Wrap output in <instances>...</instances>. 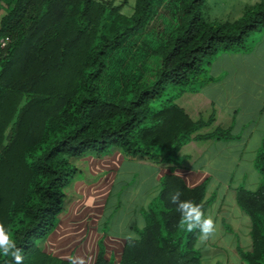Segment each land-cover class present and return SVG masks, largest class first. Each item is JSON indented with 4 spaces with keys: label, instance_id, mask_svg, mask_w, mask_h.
<instances>
[{
    "label": "trees",
    "instance_id": "16d2710c",
    "mask_svg": "<svg viewBox=\"0 0 264 264\" xmlns=\"http://www.w3.org/2000/svg\"><path fill=\"white\" fill-rule=\"evenodd\" d=\"M160 1L136 0L127 16L115 0H0V224L22 250L23 264H70L38 243L48 240L66 210L67 191L80 172L73 161L119 150L127 160L174 171L185 167L182 151L192 142L235 139L214 112L195 120L178 101L212 81L209 68L219 55L250 50V35L264 31V2L248 6L235 21L211 22L204 14L207 0H181L178 22L165 23L166 37L150 44L160 58L155 79L134 78L115 96L103 92L104 78H114L119 89L126 44L150 24ZM169 87L180 91L167 97ZM255 167L259 188L236 192L251 220L252 246L239 251L242 264H264V142ZM207 185L191 188L166 175L145 228L126 239L119 264H204L194 246L198 230L178 229L180 214L170 196L180 192L181 200L201 204L206 216ZM0 264L15 261L0 254ZM95 264H115L107 259L104 238Z\"/></svg>",
    "mask_w": 264,
    "mask_h": 264
},
{
    "label": "crops",
    "instance_id": "0c3cea01",
    "mask_svg": "<svg viewBox=\"0 0 264 264\" xmlns=\"http://www.w3.org/2000/svg\"><path fill=\"white\" fill-rule=\"evenodd\" d=\"M254 39L249 51L219 55L211 65L212 81L200 92L187 93L178 101L195 120L214 112L217 124L232 128L235 139L192 142L182 151L185 167H178L174 171L170 167L149 162L127 160L119 150L100 158L93 156L95 159L111 160L110 170L115 175L104 204L106 215L103 217V226H108L110 231L108 229L105 232L101 228L97 247L99 253V242L104 238L108 260L116 261L114 250L108 248L106 243L108 238L122 240V252L130 235L120 236L110 228L122 220V214L116 216L122 206L119 201L117 204L111 202L114 207L107 206L111 194L117 188L116 176L122 168L129 166L132 169L129 177L133 182L137 179V184L132 185L133 188L126 191L125 195L124 187L120 191L133 215L127 229L133 228L132 232L136 235L137 229L145 228L146 212L159 196L162 179L166 175L179 176L191 188L207 182L206 198L211 203L206 216L214 219L217 230L214 236L196 247L204 264H242L239 251H250L252 246L251 220L238 206L236 192L240 187L256 191L262 180L255 160L264 142V31L257 33ZM141 197L145 200L137 202Z\"/></svg>",
    "mask_w": 264,
    "mask_h": 264
},
{
    "label": "rangeland",
    "instance_id": "374dc122",
    "mask_svg": "<svg viewBox=\"0 0 264 264\" xmlns=\"http://www.w3.org/2000/svg\"><path fill=\"white\" fill-rule=\"evenodd\" d=\"M180 1L181 0H176L178 6L175 8L173 4H170L171 2H164L163 0L155 5V11L157 12L156 15L154 13L150 24L143 31L133 35L126 44L129 52L127 53V59L123 62L121 60L125 65L122 72L124 78L119 89L114 86L117 83L113 77L111 80L109 78H104L102 79L104 93L109 96H115L116 93L122 92L128 88L127 85H129V82L132 83L136 80L134 78L137 77H139L137 80L145 82L155 79L160 58L154 57L151 52L152 49L150 48V44L155 38L163 40L166 37L165 28L168 26H166L165 23L178 22ZM135 2L136 0H115V4L122 6V12L127 16L133 14ZM261 2H264V0H207L204 14L206 20L211 22H232L239 19L248 6H253ZM256 35L257 33L250 35L247 46L252 47L254 45V37ZM142 54L144 56H142ZM115 59L116 58H114L115 66L117 67L119 59ZM112 65L110 60L109 68H111ZM209 75H211V68H209ZM179 91V87H169V89L166 90V96L170 97L171 94L178 93ZM73 164L80 172L72 183L73 185L67 191L68 203L66 210L59 217L61 221L57 226L58 228L55 229L56 232L50 235V238L48 237V241H40L38 245L43 247L47 253L57 260L61 258L69 259L82 257L86 264H93L94 258L98 253L97 247L98 239L101 235L100 230L102 228L107 232L109 229L108 226H103L105 223L103 217L106 211L104 210V204L110 191V185H112L115 180V175L111 173L112 171L110 170L112 165L111 160L95 159L90 155L83 159L73 161ZM130 171H132L131 167L126 166L122 168L120 173L116 176L117 180L115 184L117 185L115 187L117 188L114 189V192L111 194L107 206L114 207L112 204H117L118 201L122 205L116 215L119 216L122 214L121 222H115L110 228H113L114 232L120 236L132 233V235L136 237L132 232L133 228L127 229L133 215L130 206L125 204L124 198L126 191L133 188L134 184H137V179L133 182L131 180L132 178L129 177L131 174ZM128 184V188L125 187ZM123 187L124 195L120 194ZM140 200L144 201L145 198L141 197L137 202H140ZM133 208L136 209V207ZM116 239L119 238L109 237L106 243L109 245L108 248L114 250L113 256L116 258L115 264H119L118 258L122 253L120 245L122 240ZM109 253L110 252H108V256L110 255Z\"/></svg>",
    "mask_w": 264,
    "mask_h": 264
},
{
    "label": "clouds",
    "instance_id": "9594fccd",
    "mask_svg": "<svg viewBox=\"0 0 264 264\" xmlns=\"http://www.w3.org/2000/svg\"><path fill=\"white\" fill-rule=\"evenodd\" d=\"M180 196V192H176L170 196L171 202L177 206V211L180 214L177 227L189 233L198 230L197 244L194 246H199L200 243L214 236L217 225L212 217L205 216L201 204L190 200H181ZM127 239L132 241L134 236L130 234ZM21 252L22 250L17 247L10 233L0 224V254L5 257L11 256L15 264H23ZM70 264H86V262L82 257H75L71 258Z\"/></svg>",
    "mask_w": 264,
    "mask_h": 264
},
{
    "label": "built area",
    "instance_id": "2783aa9c",
    "mask_svg": "<svg viewBox=\"0 0 264 264\" xmlns=\"http://www.w3.org/2000/svg\"><path fill=\"white\" fill-rule=\"evenodd\" d=\"M9 42V39H5V40H2L1 43H2V46L5 47Z\"/></svg>",
    "mask_w": 264,
    "mask_h": 264
}]
</instances>
